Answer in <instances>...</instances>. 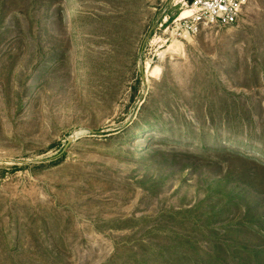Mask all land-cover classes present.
<instances>
[{"label":"rangeland","instance_id":"374dc122","mask_svg":"<svg viewBox=\"0 0 264 264\" xmlns=\"http://www.w3.org/2000/svg\"><path fill=\"white\" fill-rule=\"evenodd\" d=\"M189 2L0 0V264H264V0Z\"/></svg>","mask_w":264,"mask_h":264},{"label":"built area","instance_id":"2783aa9c","mask_svg":"<svg viewBox=\"0 0 264 264\" xmlns=\"http://www.w3.org/2000/svg\"><path fill=\"white\" fill-rule=\"evenodd\" d=\"M246 0H190V12L175 16L170 33L175 36L194 34L207 24L229 25L237 21Z\"/></svg>","mask_w":264,"mask_h":264},{"label":"bare ground","instance_id":"6f19581e","mask_svg":"<svg viewBox=\"0 0 264 264\" xmlns=\"http://www.w3.org/2000/svg\"><path fill=\"white\" fill-rule=\"evenodd\" d=\"M190 12V10L188 9L185 13H182V11L180 12V16L187 15Z\"/></svg>","mask_w":264,"mask_h":264},{"label":"water","instance_id":"95a60500","mask_svg":"<svg viewBox=\"0 0 264 264\" xmlns=\"http://www.w3.org/2000/svg\"><path fill=\"white\" fill-rule=\"evenodd\" d=\"M72 139H73V138L70 136V137L68 138L67 141L70 142Z\"/></svg>","mask_w":264,"mask_h":264}]
</instances>
